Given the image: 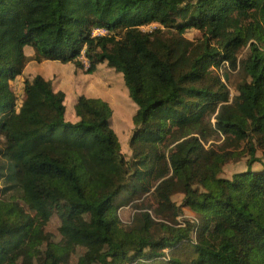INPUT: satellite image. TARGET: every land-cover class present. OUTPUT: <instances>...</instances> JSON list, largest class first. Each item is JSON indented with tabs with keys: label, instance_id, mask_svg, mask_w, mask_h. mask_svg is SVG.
Listing matches in <instances>:
<instances>
[{
	"label": "trees",
	"instance_id": "1",
	"mask_svg": "<svg viewBox=\"0 0 264 264\" xmlns=\"http://www.w3.org/2000/svg\"><path fill=\"white\" fill-rule=\"evenodd\" d=\"M151 25L160 27L143 30ZM95 29L108 34L94 37ZM189 30L203 40L185 38ZM27 47L36 63L84 70L85 57L86 74L106 66L122 77L137 106L131 155L100 98L80 96L73 121L66 94L38 74L27 76L18 104L12 83L24 75ZM225 65L246 76L235 99L214 73ZM215 137L223 142L207 147ZM243 144L247 170L222 178ZM257 149L264 150V0H0V264L38 228L22 202L42 213L51 199L90 216L69 234L104 246L90 253L100 264H264ZM123 206L137 211L130 226L117 214ZM184 208L196 218L176 222ZM66 252L48 243L44 264H61Z\"/></svg>",
	"mask_w": 264,
	"mask_h": 264
},
{
	"label": "rangeland",
	"instance_id": "2",
	"mask_svg": "<svg viewBox=\"0 0 264 264\" xmlns=\"http://www.w3.org/2000/svg\"><path fill=\"white\" fill-rule=\"evenodd\" d=\"M159 25H151L144 27L145 32H151ZM190 41L199 42L203 40V36L196 30H189L184 35ZM33 52L27 49L26 55L28 57V63L24 71V75L19 77L12 83V88L17 96L18 104H21L23 99V82L28 77H34L38 74H42L44 77H52L59 80L62 86H66L69 93L78 94L86 93L91 95H101L112 105L111 108H115V129L124 141L123 148L127 155H131L130 139L134 129L132 128L131 120L129 118L130 111H128L122 104L121 95L123 93L128 97L129 105L132 107L133 102L130 98L129 89L123 82L122 90H115L113 85L115 83L120 84V77L112 70L103 66L99 73L92 75L86 74L85 70L89 67L87 59L82 58L86 69L77 70L75 66L63 65L59 63L42 62L36 63L33 61ZM249 54V48H244L239 54V60L245 59ZM217 77L226 84L228 90L231 93L232 98L237 96V87L246 79L245 74L238 68L236 70L231 69L228 65L223 68L214 71ZM228 74L229 78L226 80L224 77ZM122 83V82H121ZM116 84V85H117ZM126 114L128 117H123ZM223 142V138L215 137L211 139L207 147L210 145L218 146ZM241 156L236 158L235 161L229 162L224 166L221 177L225 179H232L237 173L245 172L248 168V149L245 144L238 151ZM257 158L264 163V150L257 149ZM261 163L256 162L253 164L254 170L261 168ZM184 195L182 193H176L173 196V201L181 206ZM27 212L38 218V228L32 233L29 244L19 252L15 253L10 258V264H44V252L48 243H56L61 247H65L67 252L59 257L61 264H77L81 257L86 258L87 264H100L96 259L90 256V253L100 254L105 251L104 246H97L93 242L72 240L70 237V230L76 227L87 226L90 222L89 215H73L68 205L63 201L51 199L43 204V212L38 213L37 210L22 202ZM136 210L131 206H123L117 211L118 216L122 222L130 226L136 216ZM195 214L188 208H184L181 216H179L176 222H183L184 220H194Z\"/></svg>",
	"mask_w": 264,
	"mask_h": 264
},
{
	"label": "crops",
	"instance_id": "3",
	"mask_svg": "<svg viewBox=\"0 0 264 264\" xmlns=\"http://www.w3.org/2000/svg\"><path fill=\"white\" fill-rule=\"evenodd\" d=\"M27 49H30V50H32V52L34 53V51H33V49L32 48H29V47H27L26 49H25V53H26V51H27ZM27 56V55H26ZM33 56H34V54H33ZM49 62V61H48ZM51 63H58V62H51ZM60 64V63H59ZM67 65H71V64H67ZM103 66H100L99 67V69H98V71L96 72V73H99V71H100V69L102 68ZM42 75V74H41ZM47 80H51L52 82H53V84H54V87H55V89H56V91H63L65 94H66V106H67V108H68V114H69V116H70V119L71 120H73V121H75L76 120V118H75V116H74V107H75V105H76V103H77V100H78V98L80 97V96H87V97H90V98H100V99H102V100H104V101H106L107 103H109L110 104V102L108 101V100H106L104 97H102L101 95H91V94H86V93H83V92H81V93H78V94H72V93H69V90H68V88L66 87V86H62V84H60V82H59V80H55V79H53L52 77H45ZM25 81V80H24ZM122 82V83H121ZM123 79H122V77L120 76V84H117V83H115L114 85H113V88L115 89V90H119V91H121L122 90V92L125 90L124 88H123ZM23 84H24V82H23ZM117 84V85H116ZM125 84V83H124ZM126 86V85H125ZM23 87H24V85H23ZM126 94H127V92H126ZM125 93H123L121 96V102H122V104H123V106L128 110V111H130V115H129V118H130V120H131V124H132V128L134 129V125H133V117H134V115L136 114V112H137V106L134 104V103H132L133 104V106L131 107L129 104V100L127 99L128 97H126L125 95H126ZM133 102V101H132ZM110 106H112L111 104H110ZM112 110H115V108L113 109L112 108ZM123 117H128L126 114H123L122 115ZM114 119H115V113H114V111H113V116H112V126H113V128H114V130L116 131V129H115V123H114ZM117 132V131H116ZM117 134H118V132H117ZM118 136H119V138H120V142H121V145H122V149H123V151H124V148H123V144H124V141L121 139V136L118 134ZM125 152V151H124Z\"/></svg>",
	"mask_w": 264,
	"mask_h": 264
},
{
	"label": "built area",
	"instance_id": "4",
	"mask_svg": "<svg viewBox=\"0 0 264 264\" xmlns=\"http://www.w3.org/2000/svg\"><path fill=\"white\" fill-rule=\"evenodd\" d=\"M107 34H108V32L106 30H104V29H95L93 31V36L94 37L104 36V35H107Z\"/></svg>",
	"mask_w": 264,
	"mask_h": 264
}]
</instances>
